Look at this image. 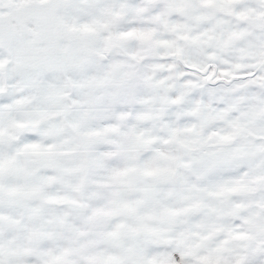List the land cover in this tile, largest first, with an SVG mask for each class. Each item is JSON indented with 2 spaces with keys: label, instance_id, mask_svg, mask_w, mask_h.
<instances>
[{
  "label": "snow or ice",
  "instance_id": "snow-or-ice-1",
  "mask_svg": "<svg viewBox=\"0 0 264 264\" xmlns=\"http://www.w3.org/2000/svg\"><path fill=\"white\" fill-rule=\"evenodd\" d=\"M0 264H264V0H0Z\"/></svg>",
  "mask_w": 264,
  "mask_h": 264
}]
</instances>
